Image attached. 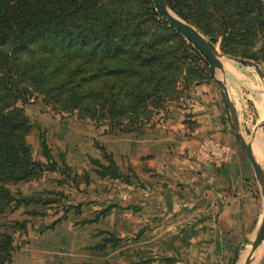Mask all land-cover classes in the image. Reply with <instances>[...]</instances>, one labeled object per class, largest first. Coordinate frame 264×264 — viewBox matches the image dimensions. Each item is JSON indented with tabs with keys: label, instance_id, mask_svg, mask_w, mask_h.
<instances>
[{
	"label": "crops",
	"instance_id": "0c3cea01",
	"mask_svg": "<svg viewBox=\"0 0 264 264\" xmlns=\"http://www.w3.org/2000/svg\"><path fill=\"white\" fill-rule=\"evenodd\" d=\"M46 116L52 153L65 155L73 199L82 204L80 230L92 233L85 247L105 249L114 241L129 249L131 261L149 255L173 264H245L264 219V188L216 82L195 87L125 131L75 114ZM206 138L228 145V160L203 162L199 146ZM252 148L264 166L260 135ZM81 174L85 179L76 181ZM77 226L68 228L75 233ZM83 248L67 253L74 260L66 263L82 261ZM251 264H264V240Z\"/></svg>",
	"mask_w": 264,
	"mask_h": 264
},
{
	"label": "trees",
	"instance_id": "16d2710c",
	"mask_svg": "<svg viewBox=\"0 0 264 264\" xmlns=\"http://www.w3.org/2000/svg\"><path fill=\"white\" fill-rule=\"evenodd\" d=\"M191 1L199 2L166 0L184 19ZM132 3L141 11L125 15L124 8ZM208 3L222 8L225 40L230 36L248 42L264 36V0ZM153 23L158 25L154 32ZM190 50L202 56L160 18L153 0H0V215L13 197L7 183L18 180L31 154L26 141L30 123L16 108L20 99L39 94L61 111L69 109L80 118L92 115L97 124L103 123L98 119L106 118L105 113L84 105L95 102L98 107L106 100L120 118H140L124 126L123 121L106 123L111 131L129 130L154 115L140 117L146 100L168 96L184 71L180 60L190 57ZM12 239L1 234L0 264H12ZM152 262L148 258L126 264Z\"/></svg>",
	"mask_w": 264,
	"mask_h": 264
},
{
	"label": "rangeland",
	"instance_id": "374dc122",
	"mask_svg": "<svg viewBox=\"0 0 264 264\" xmlns=\"http://www.w3.org/2000/svg\"><path fill=\"white\" fill-rule=\"evenodd\" d=\"M208 1H191V8L185 10L188 18L184 19L165 0L167 7L178 18L196 28L223 54L224 70L221 71L212 67L202 53L200 56L192 50L188 51L190 57L186 60H180L184 71L180 77L178 76L177 83L170 88L168 96L162 99L146 100V107L142 108L144 113L140 114V117L158 113L163 110L168 102L186 96L195 87L208 82H216L221 87L223 84L226 86L229 99L232 102L235 100L238 105V131L251 144H253L255 136L260 135L264 146V127L258 128L264 121V115H262L264 110V78L259 76L254 66L230 59V57H235L254 61L264 71V36L251 38L248 42H239L230 36L225 40L222 35L225 31L221 17L222 8L219 4L216 7L215 3L209 4ZM124 9L125 15H135L141 11V6L138 3H132ZM235 23H238L236 19ZM156 28H158L157 23H153L151 30L154 32ZM213 37L216 38L215 43ZM185 40L192 45L186 38ZM192 47L196 49L193 45ZM196 50L199 52L198 49ZM177 54L182 55L183 50H178ZM205 59L210 66L205 62ZM96 104L95 102L86 103L84 106L92 109L96 107L98 111L105 113L106 118L99 117L98 119L103 123L105 120H107L105 123L123 121L122 125L124 126L140 120L135 114H128V116H121L120 118L115 115L111 103L106 100L98 106L99 108ZM16 108H20L27 115L30 123V131L26 136V141L31 148V154L27 164L19 170L18 180L7 183L6 186L13 197L9 206L0 215V237L1 234L6 233L13 238L12 264H67L66 262L74 260V257H69L67 253L72 255L71 252L76 251L78 247H84L80 251L79 259L82 260L80 262L90 264H124L130 262L129 249H124L120 245L116 247L114 241L105 249L85 247L90 244L88 238L92 233L89 234L86 230H80L84 220L80 212L82 204L79 205L73 199L72 193L75 185H71L69 182L72 176L68 173L63 160L65 155L60 152L52 153L50 148L52 133L48 131L51 130L49 125L52 120L46 114L52 115V117L61 114H75L82 120L95 118L92 115L80 118L77 112L71 113L69 109L61 111L60 108L47 104L44 97L39 94L20 99ZM117 109L122 111L121 107ZM62 148L66 149L64 146ZM82 177L81 174L78 179L77 177L74 179L82 182L85 179ZM78 193L80 196L83 195V192L78 191ZM72 223L78 224L76 227L78 230L75 233H73L75 230L72 231L68 228ZM106 237L108 239L113 238L110 234ZM100 244L102 245V243ZM63 246H66L67 249L61 251L59 248ZM147 256H142L145 258H140V260L151 258L149 255ZM157 262H161V264L174 263L173 261H156L150 264H159Z\"/></svg>",
	"mask_w": 264,
	"mask_h": 264
},
{
	"label": "water",
	"instance_id": "95a60500",
	"mask_svg": "<svg viewBox=\"0 0 264 264\" xmlns=\"http://www.w3.org/2000/svg\"><path fill=\"white\" fill-rule=\"evenodd\" d=\"M154 1V6L159 14V16L164 19L172 28L176 29L179 31L192 45L199 50L200 53L209 61L212 67L219 69L221 71L224 70V65L222 62L223 54L220 53L216 46L207 40L196 28H194L192 25L186 23L185 21L181 20L178 18L166 5L165 0H153ZM230 59L248 64L251 66H254L261 78H264V71L262 68L254 61L251 60H246V59H241V58H235V57H230ZM222 89L225 93L227 105L231 114V118L235 127L236 134L238 138L241 141L242 147L244 149V152L251 162L253 169L256 173V176L264 188V166L260 163V161L257 159L251 142L246 140V138L238 131V114L235 108L234 103L229 99L228 93L226 86L223 84ZM264 127V121L259 125L258 128H263ZM52 168L54 166L52 165ZM264 240V219L263 222L260 226V229L252 243V248L251 251L245 261V264H251L256 251L260 247L261 243Z\"/></svg>",
	"mask_w": 264,
	"mask_h": 264
},
{
	"label": "built area",
	"instance_id": "2783aa9c",
	"mask_svg": "<svg viewBox=\"0 0 264 264\" xmlns=\"http://www.w3.org/2000/svg\"><path fill=\"white\" fill-rule=\"evenodd\" d=\"M230 153L228 145L212 138L204 139L199 146V155L208 164H221L228 160Z\"/></svg>",
	"mask_w": 264,
	"mask_h": 264
},
{
	"label": "bare ground",
	"instance_id": "6f19581e",
	"mask_svg": "<svg viewBox=\"0 0 264 264\" xmlns=\"http://www.w3.org/2000/svg\"><path fill=\"white\" fill-rule=\"evenodd\" d=\"M259 137H257V139H256V141H255V143H254V147L256 148V146L258 145L259 146ZM256 150H257V148H256ZM259 150H260V147H259Z\"/></svg>",
	"mask_w": 264,
	"mask_h": 264
}]
</instances>
